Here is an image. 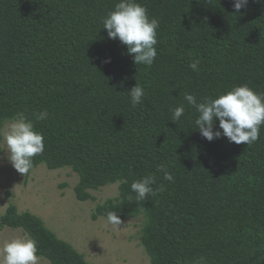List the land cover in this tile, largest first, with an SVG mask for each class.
I'll return each instance as SVG.
<instances>
[{"label": "trees", "instance_id": "trees-1", "mask_svg": "<svg viewBox=\"0 0 264 264\" xmlns=\"http://www.w3.org/2000/svg\"><path fill=\"white\" fill-rule=\"evenodd\" d=\"M118 2L0 0V145L5 122L23 113L45 143L30 172L40 164L70 167L79 200L119 181V195L97 204L92 218L143 214L150 264H198L201 257L205 264H264V125L251 145L223 136L209 142L184 100L215 99L241 85L264 93V0H249L239 13L234 0H137L159 21L151 66L136 65L103 29ZM136 83L145 97L133 107L128 92ZM181 105L184 115L173 121ZM44 110L48 118L36 120ZM149 175L154 190H165L137 201L131 184ZM5 227L34 238L51 264H94L14 203L0 215Z\"/></svg>", "mask_w": 264, "mask_h": 264}, {"label": "clouds", "instance_id": "clouds-1", "mask_svg": "<svg viewBox=\"0 0 264 264\" xmlns=\"http://www.w3.org/2000/svg\"><path fill=\"white\" fill-rule=\"evenodd\" d=\"M248 2L249 0H234L233 8L239 13ZM158 28L159 21L150 18L147 8L137 0H119L114 10L103 19V29L107 30L108 37L118 39L125 45L127 54L133 55L136 65L151 66L154 63L157 56L155 46ZM105 62L110 63L111 58H107ZM198 64L199 61H194L189 66L193 71H197ZM128 94L135 107L145 97V90L136 83ZM184 100L198 113L196 128L209 142L222 136L236 144L251 145L258 140L260 127L264 125V93H257L247 85H241L215 99L205 98L198 103L194 95L185 94ZM184 111L183 105L173 109L172 120H179ZM48 116L49 113L44 110L36 114L35 118L45 120ZM217 120L219 126L215 128ZM3 141L0 151L7 152V158L13 168L23 175L33 168L32 158L43 154L45 149L43 134L34 130L33 123L27 120L23 113L12 118ZM158 170L164 173L165 180H173L165 166H159ZM155 183L156 178L152 175L134 181L131 190L136 193V200H146L148 196L165 190L163 185L154 190L152 185ZM106 222L114 228H118L122 223L116 212H109ZM39 260L37 241L28 234L6 241L0 248V264H39ZM198 264H205V259L201 257Z\"/></svg>", "mask_w": 264, "mask_h": 264}, {"label": "rangeland", "instance_id": "rangeland-1", "mask_svg": "<svg viewBox=\"0 0 264 264\" xmlns=\"http://www.w3.org/2000/svg\"><path fill=\"white\" fill-rule=\"evenodd\" d=\"M12 119L5 122L2 134ZM3 138L1 145L3 144ZM78 174L70 167L50 169L40 164L23 175L0 152V215L10 203L20 211H31L45 221L59 237L69 241L94 264H150L141 241L144 215L121 220L118 228L108 225L103 216L92 218L96 205L119 195L120 182L92 190L93 198L79 200L75 194ZM21 228H0V248L4 242L22 237ZM39 264H51L41 258Z\"/></svg>", "mask_w": 264, "mask_h": 264}, {"label": "bare ground", "instance_id": "bare-ground-1", "mask_svg": "<svg viewBox=\"0 0 264 264\" xmlns=\"http://www.w3.org/2000/svg\"><path fill=\"white\" fill-rule=\"evenodd\" d=\"M43 256V255H42Z\"/></svg>", "mask_w": 264, "mask_h": 264}]
</instances>
